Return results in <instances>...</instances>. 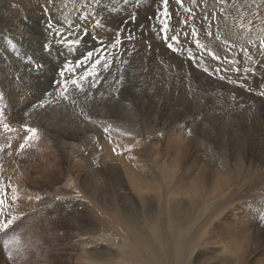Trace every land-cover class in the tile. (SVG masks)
Returning a JSON list of instances; mask_svg holds the SVG:
<instances>
[{"label": "rangeland", "instance_id": "rangeland-1", "mask_svg": "<svg viewBox=\"0 0 264 264\" xmlns=\"http://www.w3.org/2000/svg\"><path fill=\"white\" fill-rule=\"evenodd\" d=\"M95 1L90 0V3L92 6L102 4V14L95 18L89 10L80 11L82 17L87 16L83 22L64 17L58 8L53 10L55 1H52L54 4L45 6L51 14L41 13L46 24L52 27H41L31 20L28 9L17 15L22 17L20 26L0 24V66L5 69L0 70V199L4 200L0 205V264H123L125 261L130 264H264V96L260 94L264 91L260 87L264 85V46L258 42V38H264V0H232L229 18L233 16L231 22H236L238 29H244L241 38L235 37L238 41L233 39V42L229 40L227 31L230 28L222 17L224 14L218 15L224 12L220 9L226 1L197 0L194 5L192 0H183L184 7L173 6L167 18V34L178 36L180 44L176 53L165 52L166 42L160 31L165 19L162 0ZM169 3L176 2L169 0ZM189 6L193 7L192 13L185 11ZM183 11V16L189 14L184 16L186 20L182 19ZM206 14L209 16L207 21L204 19ZM248 20H252L251 23ZM75 23L78 28L69 29ZM160 23L161 29L157 27ZM172 25L175 31L171 33ZM120 26L128 29L134 26L138 32H125L124 35ZM39 27L44 28L47 37L51 35V40L55 37V50L49 45L42 46ZM1 28L20 29L26 34L2 35ZM93 28L96 31H92ZM206 29H211L221 50L218 48V51L207 38H202ZM193 30L197 35H192ZM98 33L104 37L110 35L107 38L111 40L106 43L103 37L97 43ZM117 37L122 45L113 49L110 46ZM247 39L253 41L251 46ZM87 44H92L93 61L104 53L112 59L116 52L129 61L130 65H123L119 58L116 60L117 65L126 69L124 82L117 85L112 77L106 80L101 77L98 88L102 91L93 90L92 93H98L91 97L78 94L79 107L57 102L52 100L53 97H48L52 100L50 106L34 108L38 101L33 99L32 108L29 107V92H38L41 97L45 90L56 91L55 82L61 77L58 74L65 71L66 75L70 72L73 75L75 72L70 70L68 63L57 62L61 54L84 61L86 69L90 67L92 60L85 61ZM241 46L245 50L242 51ZM143 47H147V51ZM125 49L133 55H123ZM253 51L258 52L256 57L252 56ZM151 52L163 53L156 59L159 62L154 67ZM72 58H68L69 63L73 62ZM227 60L230 65H226ZM97 71L101 70L98 68ZM112 71L116 73L117 70L114 67ZM144 74L147 77L144 78ZM135 94L148 101L142 110L138 107L142 100ZM19 96L23 97L21 101L17 99ZM195 97L199 99L196 106L200 108L186 107V102ZM232 97L238 102L234 108L237 112L240 110L233 114L237 131L235 127L228 126L227 130L223 127L222 112L229 111L219 110L216 104L222 102L226 106L229 104L227 99ZM51 106L53 110H50ZM131 106L135 108L131 109ZM84 112L90 118L86 119ZM100 112L104 113L101 122L110 118L107 134L105 130L94 131L91 125L101 123L97 120L101 118ZM152 112L157 121L149 119ZM135 115L141 117L135 118ZM200 116L203 118L198 119ZM35 118L41 123L40 128L30 124ZM26 127H34L37 132L29 134ZM186 128L188 131L184 132ZM212 129L218 135L213 134ZM208 131L212 137L205 135ZM103 132L109 135L110 142L107 147L97 146L98 153H95V145L100 143ZM29 135L32 138L26 143L25 138ZM21 143H25L22 151L19 150ZM253 149L259 150L258 157L252 154ZM105 151L110 158L101 157ZM68 200L71 206L65 213V201ZM13 217L15 219L7 229L2 227ZM233 223L235 226L231 229L229 226Z\"/></svg>", "mask_w": 264, "mask_h": 264}, {"label": "bare ground", "instance_id": "bare-ground-1", "mask_svg": "<svg viewBox=\"0 0 264 264\" xmlns=\"http://www.w3.org/2000/svg\"><path fill=\"white\" fill-rule=\"evenodd\" d=\"M52 1H55V4H54V8L52 7V9L54 10H57V8L58 9H60V10H62V14H63V16L64 17H74L78 22H83L86 18H87V16H84V17H82V14L81 13H79L80 11H87V10H89V14H91V17H95V18H97L98 16H100L101 14H102V4L100 5L99 3L96 5V6H92V3H90V0H52ZM97 1V0H96ZM95 1V2H96ZM121 1V0H120ZM134 1V0H133ZM149 1V0H148ZM156 1V0H155ZM154 1V2H155ZM215 1V0H214ZM224 1H226L224 4H223V8L222 9H220V10H223L224 12H222V13H219L218 15H222V14H224V15H222V17H223V19L225 20V23H227V25H228V27L230 28L229 29V31H227V32H229L228 33V35L230 36V38H229V40L230 41H232L233 42V39L234 40H236L235 39V37L237 38V37H239L241 34H242V32L244 31V29L243 30H240V29H238L237 28V26H236V22H234V23H232L231 21L232 20H230L231 19V17L233 18V16H231L230 18H229V13H231L232 12V6H231V3L233 4V1L232 0H224ZM100 2V1H99ZM150 2V1H149ZM149 2H148V4H149ZM47 3H49V0H0V24L1 25H12V24H22V22H21V19L20 18H22V17H18L17 15H19V13H21V11H24V10H26V9H28V17H30L31 18V20H34L36 23H38V25H41V27L42 26H44L45 28L46 27H49V25L48 24H46V21L43 19L44 18V16L43 15H41V13L43 12H45V11H43L44 10V8H45V6H47ZM52 3H50V4H52ZM88 3H90V4H88ZM101 3V2H100ZM120 3H122V2H120ZM145 3H146V1H145ZM201 3V2H200ZM209 3V2H208ZM207 3V4H208ZM216 3V2H215ZM214 3V4H215ZM221 3V2H220ZM229 3V4H228ZM49 4V5H50ZM132 4V3H131ZM138 4V3H137ZM206 4V3H205ZM209 4H211V3H209ZM239 4V3H238ZM121 5V4H120ZM146 5V4H145ZM144 5V6H145ZM152 5V4H151ZM193 5V4H192ZM195 5V4H194ZM193 5V6H194ZM235 5V4H234ZM52 5H50L49 7H51ZM131 6V5H130ZM143 6V5H142ZM173 6L175 7V8H177V6H179V5H177L176 3H169V5H168V9L169 10H171V9H173ZM187 6V5H186ZM213 6V5H212ZM211 6V7H212ZM238 6V5H237ZM236 6V7H237ZM264 6V5H263ZM83 7H84V9H83ZM133 7V6H132ZM138 7V6H137ZM140 7V6H139ZM148 7V6H147ZM196 7V6H195ZM221 6H219V8H220ZM240 7V6H239ZM136 8V7H135ZM188 8H190V9H193V7L192 6H189ZM197 8V7H196ZM206 8H207V6H206ZM131 9V8H130ZM145 9H147V8H145ZM182 9V8H181ZM204 9V8H203ZM211 8H209V10H210ZM213 9V8H212ZM239 9V8H238ZM141 10H143V11H145L146 12V10H144V9H141ZM148 10H150V9H148ZM219 10V9H218ZM236 10V9H235ZM264 10V9H263ZM117 11H119V10H117ZM202 11V10H201ZM211 11V10H210ZM209 11V12H210ZM49 12V14H51L50 13V11H48ZM129 12V11H128ZM136 12V11H135ZM144 12V13H145ZM193 12V11H192ZM195 12V11H194ZM196 12H197V10H196ZM207 12V11H206ZM215 12V11H214ZM213 11L211 12V13H214ZM60 13V14H61ZM84 13V12H83ZM119 13V12H118ZM147 13L149 14V12L147 11ZM151 13V12H150ZM188 13V12H187ZM201 13V12H200ZM240 13V12H239ZM245 13V12H244ZM243 13V14H244ZM26 14V13H25ZM56 14V13H55ZM60 14L58 15V14H56L57 16H60ZM131 14V13H130ZM132 14H133V12H132ZM132 14H131V16H132ZM146 14V13H145ZM183 14H184V11L182 12V14H181V16L183 17L182 19L183 20H186V19H184V16L186 15H184L183 16ZM215 14V13H214ZM235 14H237V12L235 13ZM264 14V13H263ZM21 15V14H20ZM53 16H55L54 14H52ZM88 15V14H87ZM134 15V14H133ZM143 16H144V14H142ZM147 15V14H146ZM145 15V16H146ZM189 14H187L186 16H188ZM197 15V14H196ZM213 15V14H212ZM216 15V14H215ZM218 15H216V16H218ZM238 15H240V14H238ZM237 15V16H238ZM47 16H48V13H47ZM46 16V17H47ZM131 16H129L130 18H131ZM148 16V15H147ZM199 16V15H198ZM204 16V15H203ZM214 16V15H213ZM256 16H258V15H256ZM103 17V16H102ZM127 17V16H126ZM149 17V16H148ZM200 17H202V16H200ZM240 17V16H239ZM245 17V16H244ZM264 17V16H263ZM26 18V17H25ZM48 18V17H47ZM50 18V17H49ZM60 18V17H59ZM187 18V17H186ZM198 18V17H197ZM235 18V17H234ZM241 18H243V17H241ZM51 19V18H50ZM50 19H48V20H50ZM61 19V18H60ZM59 19V20H60ZM82 19H84V20H82ZM119 19H122V18H119ZM125 19V18H124ZM144 19V18H143ZM179 19H181V17L179 18ZM246 19V18H245ZM250 19V18H249ZM53 20H56V19H53ZM58 20V19H57ZM62 20H63V18H62ZM75 20V21H76ZM94 20V19H93ZM96 20V19H95ZM116 20V19H115ZM131 20V19H130ZM150 20V19H149ZM182 20V21H183ZM187 20H189L188 18H187ZM193 20V19H192ZM196 20V19H195ZM200 20V19H199ZM238 20V19H237ZM24 21V20H23ZM74 21V22H75ZM101 21V20H100ZM190 21H191V19H190ZM235 21V20H234ZM239 21V20H238ZM248 21H250V20H248ZM252 21V20H251ZM251 21H250V23H251ZM253 21H254V19H253ZM256 21V20H255ZM254 21V22H255ZM50 22V21H49ZM94 22V21H93ZM101 22H103V20L101 21ZM125 22V21H124ZM136 22V21H135ZM140 22H141V20H140ZM145 22H148V20L147 21H145ZM223 22V21H222ZM241 22H243L242 20H241ZM100 23V22H99ZM186 23V22H185ZM207 23H209V22H207ZM248 23V22H247ZM249 23V24H250ZM255 23H257V22H255ZM63 24H64V22H63ZM95 24H97V20H96V23ZM109 24V23H108ZM118 24H120V23H118ZM128 24V23H127ZM131 24V23H130ZM136 24H137V22H136ZM150 23H148V25H149ZM202 24V23H201ZM218 24V23H217ZM220 24V23H219ZM218 24V25H219ZM1 25H0V27H1ZM26 25V24H25ZM62 25V24H61ZM79 25V24H78ZM99 25V24H98ZM97 25V26H98ZM105 25V24H104ZM121 25V24H120ZM124 25V24H123ZM208 25V24H207ZM216 25V24H215ZM222 25V24H221ZM220 25V26H221ZM223 25H225L224 23H223ZM242 25V24H241ZM245 25V24H244ZM252 25V24H251ZM258 25V24H257ZM256 25V26H257ZM18 26H20V25H18ZM96 26V25H95ZM101 26V25H100ZM106 26V25H105ZM111 26V25H110ZM113 26V25H112ZM122 26V25H121ZM120 26V27H121ZM126 26V25H125ZM128 26V25H127ZM135 26V25H134ZM132 27V29H128L129 27L131 28V26L129 25V27L128 28H122V30H124V35L126 34V33H132L133 31H135L136 29H135V27ZM140 26V25H139ZM142 26V25H141ZM140 26V27H141ZM173 26V30L171 31L170 30V32L172 33V32H174L175 31V28H174V25H172ZM243 26V25H242ZM249 26V25H248ZM253 26H254V24H253ZM253 26H251V27H253ZM255 26V27H256ZM262 26V25H261ZM52 27V26H51ZM68 27V26H67ZM82 27V26H81ZM84 27V26H83ZM99 27V26H98ZM104 27V26H103ZM114 27V26H113ZM117 27V26H116ZM119 27V26H118ZM143 27V26H142ZM155 27V26H154ZM157 27L159 28V29H161L162 28V23H160L159 25H157ZM208 27V26H207ZM223 27V26H222ZM227 27V26H226ZM10 28V27H9ZM27 28V27H26ZM31 27H29V29H30ZM76 28H78V26H76V23H75V25H72V26H70L69 27V29H76ZM90 28H92V27H90ZM95 29H97L96 27H94ZM93 28V29H94ZM100 28V27H99ZM156 28V27H155ZM177 28V27H176ZM184 28V27H183ZM224 28V27H223ZM248 28V29H247ZM246 29L247 30H249L250 29V27H247ZM2 29V28H1ZM11 29V28H10ZM25 29V28H24ZM28 29V28H27ZM28 29V30H29ZM61 29V28H60ZM83 29H85V31H86V28L84 27ZM88 29V28H87ZM92 29V31H96L95 29L93 30ZM140 29V28H139ZM150 29V28H149ZM180 29V28H179ZM186 29V28H185ZM47 30V29H46ZM97 30H100V29H97ZM107 30V29H106ZM120 30V29H119ZM121 30V31H122ZM158 30V29H157ZM191 29L189 28V31H190ZM199 30V29H198ZM254 30V29H253ZM256 30V29H255ZM39 31L41 32V35H42V37H43V39H42V37H41V43H42V46L43 45H49V47H50V49H53V50H55V48H56V45L57 44H55L54 43V40H53V38H55V37H53L52 38V40L50 39V37H51V35H49V37H47V32H45V30H44V28L42 29V28H40L39 27ZM55 31V30H54ZM137 32H138V30H136ZM140 31V30H139ZM154 31V30H153ZM156 31V30H155ZM181 31V30H180ZM186 31H187V29H186ZM222 31V30H221ZM226 31V30H225ZM250 31V30H249ZM25 32V31H24ZM23 31H21L20 29H12V30H5V29H2V35L3 34H5V33H7L8 35H11L12 36V34H18V33H23V34H26V33H24ZM36 32H38L37 30H36ZM40 32H38L39 33V35H40ZM77 32H79V30H77ZM104 33H106V31H103ZM126 32V33H125ZM159 32V31H158ZM247 32V31H246ZM32 33V32H31ZM51 33V32H50ZM57 33V32H56ZM135 33V32H134ZM145 33V32H144ZM156 34H157V32H155ZM183 33H184V31H183ZM209 33H211V35H209ZM248 33H250V32H248ZM248 33H246V34H248ZM251 33H253V32H251ZM250 33V34H251ZM52 34V33H51ZM55 34V33H54ZM57 34H59V33H57ZM92 34V33H91ZM96 34V33H95ZM136 34V33H135ZM185 34V33H184ZM217 34V33H216ZM6 35V34H5ZM28 35V34H27ZM35 35V34H34ZM87 35H90V34H87ZM98 35H99V33H98ZM107 35V34H106ZM112 35V34H111ZM137 35V34H136ZM135 35V36H136ZM138 35H139V33H138ZM159 35V34H158ZM17 36V35H16ZM24 36V35H23ZM31 36V35H30ZM29 36V37H30ZM55 36V35H54ZM100 37H99V39L98 40H96L95 39V41L98 43V42H100L99 40L101 39V41H102V38L104 37V36H102L101 34L99 35ZM110 35H108L107 37H109ZM113 36V35H112ZM133 36V35H132ZM171 36V35H170ZM248 35H246V37H247ZM10 37V36H9ZM18 37V36H17ZM26 37V36H25ZM28 37V36H27ZM28 37V38H29ZM107 37H104L105 38V42L106 43H108V40H111V38H107ZM191 37H192V35H191ZM226 37V36H225ZM16 38V37H15ZM31 38V37H30ZM36 38V37H35ZM37 38H38V36H37ZM36 38V39H37ZM89 38V37H88ZM115 38V37H114ZM202 38H207L206 40H208L209 42H211V43H213L214 45H216L217 43H216V41H215V39H214V37H213V35H212V31H211V29H206V30H204V32H202ZM239 38H241V37H239ZM261 38V37H260ZM7 39V38H6ZM39 39V38H38ZM90 39H91V36H90ZM89 39V40H90ZM243 39V38H242ZM241 39V40H242ZM245 39V38H244ZM33 40V39H32ZM59 39H57V41H58ZM83 40V39H82ZM81 40V41H82ZM129 40V39H128ZM201 40H203V39H201ZM240 40V39H239ZM240 40V41H241ZM249 39H247V41H248ZM93 42H94V40H92ZM199 41V40H198ZM236 41H238V39L236 40ZM27 42V41H26ZM75 42V41H74ZM89 42V41H88ZM92 42V43H93ZM109 42H111V41H109ZM152 42V41H151ZM193 42V41H192ZM196 42V41H195ZM194 42V43H195ZM200 42V41H199ZM235 42V41H234ZM25 43V42H24ZM40 43V42H39ZM113 43H114V41H113ZM203 43V42H202ZM247 43V42H246ZM94 44V43H93ZM104 44V43H103ZM125 44H127V43H125ZM145 44V43H144ZM152 44H155V43H152ZM180 44V43H179ZM210 44V43H209ZM237 44V43H236ZM25 45V44H24ZM91 45L92 44H87V46H86V48H87V51L88 52H91ZM110 45V44H109ZM129 45V44H128ZM191 45H194V44H191ZM208 45V44H207ZM213 45V46H214ZM250 45V44H249ZM257 45V44H256ZM259 45V44H258ZM75 46V45H74ZM100 46V45H99ZM135 46V45H134ZM142 46V45H141ZM159 46V45H158ZM180 46V45H179ZM188 46V45H187ZM196 46V45H195ZM206 46V45H205ZM212 46V45H211ZM210 46V47H211ZM217 46V45H216ZM251 46V45H250ZM260 46V45H259ZM108 47V46H107ZM111 47V46H110ZM128 47V46H127ZM238 47V46H237ZM248 47V46H247ZM255 47V46H254ZM81 48V47H80ZM144 48V47H143ZM146 48L147 47H145L144 49L146 50ZM218 48L220 49L221 48V45L220 44H218V46H217V50H218ZM249 48H251V47H249ZM39 49V48H38ZM74 49V48H73ZM108 49V48H107ZM110 49V48H109ZM114 49V48H113ZM152 49L154 50V48L152 47ZM156 49V48H155ZM163 49V48H162ZM162 49L160 50V51H162ZM189 49V48H188ZM238 49V48H237ZM257 49V48H256ZM7 50V49H6ZM111 50V49H110ZM109 50V51H110ZM158 50H159V48H158ZM168 49L166 48V50H165V52L167 51ZM192 50V49H191ZM202 50H204V51H208L207 49H202ZM215 50V49H214ZM221 50V49H220ZM232 50V49H231ZM253 50H254V48H253ZM40 51V50H39ZM74 51V50H73ZM86 51V50H85ZM84 51V52H85ZM95 50H93V52H94ZM97 51H98V49H97ZM111 51H114V50H111ZM140 51H142V50H140ZM147 51V50H146ZM171 51V50H170ZM200 51V50H199ZM219 51V50H218ZM237 51V50H236ZM250 51V50H249ZM96 52V51H95ZM121 52V51H120ZM157 52V51H156ZM198 52V51H197ZM251 52V51H250ZM254 52V51H253ZM39 53V52H38ZM112 53V52H111ZM152 53V52H151ZM161 53V52H160ZM195 53V52H194ZM204 53V52H203ZM222 53V52H221ZM226 53H228V52H226ZM238 53H239V51H238ZM241 53V52H240ZM258 53V52H257ZM257 53H255L254 52V54L252 55V56H257ZM72 54V53H71ZM74 54V53H73ZM76 54V53H75ZM85 54V53H84ZM150 54V53H149ZM163 54V53H162ZM162 54H158V53H152V58H150V60H152V63H153V67L159 62V60H156L159 56H161ZM167 54V53H166ZM190 54V53H189ZM201 54V53H200ZM209 54V53H208ZM207 54V55H208ZM232 54V53H231ZM245 54V53H244ZM263 54V53H262ZM15 55V54H14ZM20 55V54H19ZM60 55V54H59ZM77 55V54H76ZM87 55V54H86ZM187 55V54H186ZM207 55H206V57H207ZM210 55V54H209ZM239 55V54H238ZM237 55V56H238ZM264 55V54H263ZM60 56H62V58L60 57ZM59 57H57L58 59H57V62L58 63H60L61 62V60H62V65H64L65 63H68V65H70L71 66V68L72 69H70L71 71L74 69L75 70V72H76V74H80V75H82V73H83V71H85V69H86V67H84V65H83V67H79V68H77V66H76V61H77V59L75 60V59H73L72 57H70V55H68V54H66V53H63V54H61ZM72 56V55H71ZM93 56H95V55H93ZM96 56H97V54H96ZM175 56V55H174ZM196 56V55H195ZM200 56V55H199ZM255 56V57H256ZM15 57V56H14ZM78 57H80V56H78ZM85 57V56H84ZM162 57V56H161ZM242 57V56H241ZM243 57H244V55H243ZM264 57V56H263ZM43 58V57H42ZM68 58H72L73 59V62L72 63H69L68 62ZM75 58V57H74ZM77 58V57H76ZM83 58V57H82ZM97 58V57H96ZM199 58V57H198ZM201 58L202 57H200V59L199 60H201ZM223 58V57H222ZM246 58H247V55H246ZM93 59V58H92ZM91 59V60H92ZM171 59V58H170ZM174 59V58H173ZM176 59V58H175ZM225 59V58H224ZM244 59V58H243ZM248 59V58H247ZM6 60V59H5ZM172 60V59H171ZM198 60V61H199ZM208 60V59H207ZM211 60H212V58H211ZM210 60V61H211ZM252 60H253V58H252ZM257 60V59H256ZM93 61V60H92ZM168 61H170V60H168ZM175 61V60H174ZM214 61V60H213ZM249 61V60H248ZM3 62V61H2ZM21 62V61H20ZM37 62V61H36ZM91 62V61H90ZM134 62V61H133ZM185 62V61H184ZM218 63H220V65H222L223 66V63H221V61L219 62V61H217ZM224 62V61H223ZM22 63V62H21ZM186 63H187V61H186ZM236 63V62H235ZM247 63H249V62H247ZM3 64V63H2ZM12 64V63H11ZM10 64V65H11ZM37 64V63H36ZM42 64V63H41ZM44 64V63H43ZM178 64V63H177ZM200 64H202L201 62H200ZM213 64H214V62H213ZM237 65H238V62L236 63ZM241 64V63H240ZM252 64H253V62H252ZM68 65H66V66H68ZM87 65H89V64H87ZM130 65V64H129ZM131 65H132V63H131ZM137 65V64H136ZM179 65H181V64H179ZM216 65V64H215ZM226 65H230V61L229 60H227V63H226ZM233 65V64H232ZM3 66V65H2ZM7 66H9V65H7ZM46 66V65H45ZM69 66V67H70ZM186 66V65H185ZM198 66V65H197ZM249 66V65H248ZM1 67V66H0ZM11 67V66H10ZM216 67H218V66H216ZM234 67V66H233ZM247 67V66H246ZM251 67H252V65H251ZM258 67H259V65H258ZM262 67V66H261ZM18 68V67H17ZM32 68V67H31ZM46 68V67H45ZM89 68V67H88ZM149 68H151V67H149ZM221 68H223V67H221ZM231 68V67H230ZM256 68H257V66H256ZM11 69V68H10ZM13 69V68H12ZM20 69V68H19ZM51 69V68H50ZM58 69V68H57ZM198 69V68H197ZM220 69V68H219ZM241 69V68H240ZM254 69V68H253ZM0 70H5L3 67H1L0 68ZM8 70H9V68H8ZM7 70V71H8ZM55 70H56V68H55ZM67 70H69V69H67ZM73 70V71H74ZM101 70V69H100ZM152 70V69H151ZM199 70H200V68H199ZM216 70V69H215ZM224 70V69H223ZM18 71V70H17ZM22 71V70H21ZM135 71H137V70H135ZM263 71V70H262ZM26 72V71H25ZM74 72V73H75ZM204 72V71H203ZM212 72V71H211ZM221 72V71H220ZM224 72V71H223ZM229 72V71H228ZM11 73V72H10ZM16 73H18V72H16ZM30 73V72H29ZM67 73V72H66ZM71 73V72H70ZM70 73H68L69 75H70ZM74 73H72V74H74ZM136 73H139V72H136ZM140 73H141V71H140ZM172 73V72H171ZM210 73V72H209ZM233 73V72H232ZM22 74V73H21ZM150 74V73H149ZM175 74V73H174ZM235 74V73H234ZM263 74V73H262ZM59 75V74H58ZM107 74H105V76H106ZM10 76V75H9ZM33 76V75H32ZM257 76H258V74H257ZM256 76V77H257ZM7 77H8V75H7ZM28 77V76H27ZM102 77H104V76H102ZM131 77V76H130ZM133 77V76H132ZM135 77V76H134ZM144 78L145 77H147L145 74H144V76H143ZM244 77V76H243ZM260 77V76H259ZM261 77H262V75H261ZM4 78V80L3 81H5L7 78L4 76L3 77ZM49 78V77H48ZM135 78H137V77H135ZM134 78V79H135ZM215 78V77H214ZM253 78H254V76H253ZM263 78V77H262ZM128 79H129V77H128ZM133 79V78H132ZM133 79V80H134ZM147 79V78H146ZM220 79V78H219ZM247 79V78H246ZM257 79H258V77H257ZM260 79V78H259ZM29 80V79H28ZM59 80V79H58ZM60 80H61V77H60ZM104 80V79H103ZM102 80V81H103ZM106 80V79H105ZM2 81V80H1ZM2 81V82H3ZM30 81V80H29ZM245 81V80H244ZM249 81V80H248ZM251 81V80H250ZM40 82V81H39ZM49 82V81H48ZM105 83H106V81H104ZM111 82V81H110ZM127 82V81H126ZM125 82V83H126ZM138 82V81H137ZM180 82V81H179ZM240 82V81H239ZM30 83V82H29ZM227 83V82H226ZM233 83V82H232ZM252 83V82H251ZM47 84V83H46ZM50 84V83H49ZM51 84H53L52 82H51ZM50 84V85H51ZM102 84V83H101ZM112 84V83H111ZM150 84V83H149ZM174 84V83H173ZM176 84V83H175ZM175 84H174V86H175ZM255 84V83H254ZM257 84V83H256ZM5 85V84H4ZM28 85V84H27ZM32 85V84H31ZM45 85V84H44ZM48 85V84H47ZM49 85V86H50ZM114 85V84H113ZM130 85V84H129ZM154 85V84H153ZM193 85V84H192ZM30 86V85H29ZM48 86V87H49ZM87 86V85H86ZM100 86V85H99ZM173 86V87H174ZM17 87V86H16ZM45 87H46V85H45ZM54 87L56 88V86L54 85ZM106 87H107V85H106ZM106 87H103V88H106ZM109 87V86H108ZM194 87H196L195 85H194ZM243 87V86H242ZM8 88V87H7ZM39 88V87H38ZM37 87H36V89H38ZM41 88V87H40ZM97 88H98V86H97ZM100 88V87H99ZM97 89V91H99V90H101V89ZM113 88V87H112ZM138 88V87H137ZM142 88V87H141ZM154 88V87H153ZM176 88V87H175ZM24 89H26V88H24ZM109 88H107V90H108ZM147 89V88H146ZM32 90V89H31ZM53 90H54V88H53ZM95 90V89H94ZM104 90V89H103ZM123 90V89H122ZM151 90V89H150ZM10 91V90H9ZM23 91V90H22ZM27 91V90H26ZM93 91V90H92ZM96 91V90H95ZM102 91V90H101ZM134 91V90H133ZM249 91V90H248ZM261 91V90H260ZM14 92H15V90H14ZM20 92V91H19ZM25 92V91H24ZM42 92H43V90H42ZM104 92H107V91H105L104 90ZM124 92V91H123ZM250 92H251V90H250ZM21 94H22V92H20ZM96 93H98V92H95V94L94 95H96L97 96V94ZM145 93H148V92H145ZM92 94V95H93ZM194 94H195V92H194ZM247 94V93H246ZM250 94V93H249ZM254 94H256V93H254ZM11 95V94H10ZM13 95V94H12ZM17 95V94H16ZM20 95V94H19ZM29 95H30V102L28 103V106L29 107H31V105H32V100L33 99H37L36 101H38V98H39V95L40 94H38V92H33V91H31V92H29ZM131 95V94H130ZM138 98H140L141 100H142V102L141 101H139L138 102V107L142 110V106L143 105H145V104H147L148 103V101L144 98V97H141V96H139V95H137V94H135ZM209 95V94H208ZM83 96V95H82ZM119 96V95H118ZM197 96V95H196ZM210 96V95H209ZM212 96H214V95H212ZM222 96V95H221ZM22 97V96H21ZM21 97L19 96V97H17V99L18 100H20L21 101ZM27 97V96H26ZM124 97V96H123ZM128 97V96H127ZM208 97V96H207ZM219 97V96H218ZM23 98V97H22ZM121 98V97H120ZM198 98V97H197ZM209 98V97H208ZM215 98H216V96H215ZM215 98H214V100H215ZM220 98V97H219ZM219 98H217V99H219ZM256 98V97H255ZM14 99V98H13ZM113 99V98H112ZM121 99H123V98H121ZM26 100V99H25ZM52 100H54V98L52 99ZM173 100V99H172ZM198 100L199 99H196V97L193 99V100H191V101H189V102H186V103H188L187 104V106L186 107H188V106H192V107H194V108H196V109H199L200 107H197L196 106V104L198 103ZM203 100V99H202ZM211 100V99H210ZM13 101V100H12ZM123 101H125V99H123ZM217 101H219V100H217ZM227 101H228V105H226V106H224L223 104H222V102L221 103H216L217 104V106L219 107V110L220 109H226V110H228L229 112H230V116H229V112H222V114H223V116H222V122H223V127L227 130V127L228 126H230V128L231 127H235L236 128V126L234 125V116H233V114H238V112L240 113V110L237 112V110H236V108H234L235 106H236V104H238V102H236V101H233V97H232V99L231 98H229V99H227ZM27 102V101H26ZM115 102V101H114ZM209 102V101H208ZM236 102V103H235ZM214 103V102H213ZM18 104V103H17ZM215 104V103H214ZM53 105V104H52ZM93 105V104H92ZM177 105V104H176ZM183 105V104H182ZM245 105V104H244ZM23 106H24V104H23ZM27 106V107H28ZM48 106H50V105H48ZM246 106V105H245ZM250 106V105H249ZM54 107V106H53ZM150 107V106H149ZM183 107H185V106H183ZM32 108V107H31ZM35 108V107H34ZM47 108V107H46ZM45 108V109H46ZM55 108V107H54ZM56 108H58L57 106H56ZM132 108H135V107H132L131 106V109ZM193 108V109H194ZM240 108V107H239ZM15 109H17V108H15ZM21 109V108H20ZM48 110H49V107L47 108ZM52 109V106H51V108H50V110ZM193 109H191V110H193ZM244 109H245V107H244ZM53 110V109H52ZM57 110H60V107L57 109ZM61 110H63V109H61ZM71 111H72V109H70ZM69 110V111H70ZM75 110V109H74ZM232 110H234V112H237V113H233V112H231ZM30 111V110H29ZM32 111V110H31ZM44 111V110H43ZM64 111V110H63ZM63 111H62V114H63ZM68 111V112H69ZM71 111L67 114L68 115V117H69V114H71ZM175 111H177V109L175 110ZM184 112L186 111V110H183ZM242 111V110H241ZM247 111V110H246ZM250 111V110H249ZM33 112H35V110L33 111ZM37 112V111H36ZM52 112V111H51ZM58 112V111H57ZM75 112V111H74ZM136 112V111H135ZM244 112V111H243ZM48 113V112H47ZM50 113V112H49ZM48 113V114H49ZM60 113V112H59ZM72 113H73V111H72ZM150 113V112H149ZM177 113V112H176ZM179 113V112H178ZM38 114V113H37ZM45 114H46V111H45ZM52 114V113H51ZM50 114V115H51ZM75 114V113H74ZM73 114V115H74ZM100 114H101V118H98L97 120H101L102 119V117H104V116H102V114H104V113H102V112H100ZM136 114H138V113H136ZM153 114V115H152ZM182 114V113H181ZM41 115V114H40ZM40 115L39 116H37V118L38 117H40ZM44 115V114H43ZM81 115V114H80ZM131 115H133V113L131 114ZM139 115V114H138ZM169 115V114H168ZM232 115V116H231ZM34 116V115H33ZM52 116H53V114H52ZM54 116H55V114H54ZM57 116H59V115H57ZM79 116V115H78ZM170 116V115H169ZM183 116V115H182ZM43 117V116H42ZM41 117V118H42ZM44 117L46 118L47 117V115H44ZM64 117V116H63ZM70 117L72 118L73 116H71L70 115ZM80 117V116H79ZM86 117V116H85ZM141 116H137V115H135V118H140ZM158 117V116H157ZM187 117V116H186ZM34 118V117H33ZM44 118V119H45ZM50 118V117H49ZM56 119L58 118V117H55ZM65 118V117H64ZM67 118V117H66ZM73 118H75V117H73ZM72 118V119H73ZM87 118H90V117H86V119ZM109 118V117H108ZM163 118V117H162ZM171 118V117H170ZM189 118H191V116L189 117ZM200 118H203V117H199L198 119H200ZM36 119V118H35ZM33 119L32 120V122L30 123V124H32L33 126L34 125H40L41 123H39V121L36 119ZM47 119H48V117H47ZM61 119V118H60ZM70 119V118H69ZM68 119V120H69ZM72 119H70V120H72ZM78 119V118H77ZM84 119V118H83ZM82 119V120H83ZM86 119H85V122H86ZM106 119V118H105ZM130 119H133L132 117L130 118ZM149 119L151 120H155L156 119V121H157V118H155V114H154V112H152L150 115H149ZM172 119V118H171ZM188 119V118H187ZM197 119V120H198ZM43 120V119H42ZM52 120H54V118L52 119ZM102 120H104V119H102ZM181 120V119H180ZM184 120V119H183ZM188 120H190L191 121V119H188ZM192 120H194V119H192ZM55 121V120H54ZM81 121V120H80ZM110 121V118L109 119H106L104 122H101L100 124H97V125H99V126H97V125H95L94 126V124H91L92 126H93V129H94V131H98V130H105V128H107V129H109L108 128V126H110L109 125V122ZM166 121V120H165ZM196 121V120H195ZM41 122V121H40ZM45 122V121H44ZM50 122V121H49ZM62 122V121H61ZM82 123L84 122V120L83 121H81ZM47 123H48V120H47ZM57 122H55V124H56ZM153 123V122H152ZM172 123V122H171ZM42 124H43V122H42ZM45 124V123H44ZM50 124H52L51 122H50ZM61 124V123H60ZM64 124H66V122L64 123ZM68 124V123H67ZM87 124H88V122H87ZM159 124V123H158ZM181 124V123H180ZM201 124V123H200ZM54 125V124H53ZM58 125V124H57ZM138 125V124H137ZM151 125V124H150ZM166 125V124H165ZM186 125H187V123H186ZM31 126V125H30ZM36 126V127H37ZM46 126V125H45ZM44 125H43V127H45ZM47 126H48V124H47ZM60 126H62V125H60ZM140 126V125H139ZM189 126V125H188ZM39 128H40V126H38ZM37 127V128H38ZM51 127V126H50ZM54 127H56L55 125H54ZM88 127H90V126H88ZM186 127V126H185ZM197 127H199V126H197ZM202 127V126H201ZM42 128V127H41ZM46 128V127H45ZM52 128V127H51ZM139 128V127H138ZM167 128V127H166ZM48 129V128H47ZM149 129V128H148ZM188 128H186V129H184L183 131L184 132H186V131H188L187 130ZM231 129H233V128H231ZM14 130V129H13ZM44 129H42V131H43ZM50 130V129H49ZM110 130V129H109ZM109 130H108V132H109ZM9 131V130H8ZM46 131V130H45ZM113 131V130H112ZM210 131H212L213 132V134H216L217 132L214 130L213 131V129L212 130H210ZM236 131H237V128H236ZM11 132V131H10ZM104 132H106V131H104ZM103 132V136H102V139H101V141H100V143L98 144V145H95V147H97V146H102V145H104V146H108V144H109V139H111V138H107V137H109V135H106L107 134V132H106V134ZM46 133V132H45ZM51 133V132H50ZM101 133V132H100ZM8 134V133H7ZM47 134H49V133H47ZM59 134V133H58ZM60 134H61V132H60ZM57 135V134H56ZM181 135V134H180ZM183 135V134H182ZM205 135H207V136H210L209 135V131L208 132H205ZM216 135H218V133L216 134ZM215 135V136H216ZM185 136V135H184ZM214 136V137H215ZM126 137V136H125ZM210 137H212V136H210ZM98 138H100V137H98ZM115 138V137H114ZM113 138V139H114ZM179 139V138H178ZM182 139H184V137H182ZM200 139V138H199ZM100 140V139H99ZM119 140V139H118ZM138 140V139H137ZM96 141V140H95ZM181 141V140H180ZM121 144H123L121 141H119ZM116 142H114V144H115ZM127 143V142H126ZM134 143V142H133ZM179 143H181V142H179ZM178 143V144H179ZM119 145V144H118ZM103 146V147H104ZM106 146V147H107ZM115 146H117V145H115ZM153 147V146H152ZM181 148V147H180ZM98 147L96 148V149H94L95 150V153L97 152L98 153ZM106 150V149H105ZM199 150V149H198ZM202 151H204V150H202ZM259 150L257 149H253L252 150V154H254V155H256L257 157H258V154H259V152H258ZM99 152H103V150H99ZM112 152H113V150H112ZM244 155H245V149H243V152H242ZM256 153V154H255ZM101 155V157H104V158H110V154H106V151H105V153H103V154H100ZM125 155V154H124ZM243 155V157H246V156H244ZM263 155V157H264V154H262ZM106 156V157H105ZM115 156V155H114ZM119 156V155H118ZM129 156V155H128ZM133 157V156H132ZM112 159H114V158H112ZM116 159V158H115ZM177 159V155H175V158H173V160L175 161ZM199 159V158H198ZM203 159V158H202ZM261 159V158H260ZM100 160V159H99ZM252 161V160H251ZM202 162V161H201ZM172 163V162H171ZM145 164V163H144ZM174 164V163H173ZM143 165V164H142ZM141 166V165H140ZM170 166H171V164H170ZM142 168H143V166H141ZM140 167V168H141ZM167 169H169V168H167ZM172 169V168H171ZM170 170V169H169ZM204 170V169H203ZM96 171V170H95ZM141 173V172H140ZM145 174V173H144ZM98 177V176H97ZM101 180V179H100ZM214 187V186H213ZM138 206V205H137ZM260 211V210H259ZM235 226V223H233L232 225H230L229 227L232 229L233 227ZM254 227V226H253ZM231 237V236H230ZM234 241V240H233ZM48 260V259H47ZM46 261V260H45ZM47 263V262H46ZM125 263H128V264H130L128 261H125L123 264H125Z\"/></svg>", "mask_w": 264, "mask_h": 264}, {"label": "snow or ice", "instance_id": "snow-or-ice-1", "mask_svg": "<svg viewBox=\"0 0 264 264\" xmlns=\"http://www.w3.org/2000/svg\"><path fill=\"white\" fill-rule=\"evenodd\" d=\"M52 0H49V3H51ZM176 4L184 7L183 0H175ZM193 4L197 3V0H192ZM163 4V17L165 18L163 20V28L160 30L163 33V40L166 42V48L168 50H171L173 53H176L179 49L177 45L179 44L178 36H168L169 31V25L167 23V18H169L170 13L168 9L169 0H162ZM50 9L47 7L44 8L45 12H48ZM185 11L192 13V9L185 8ZM205 21L209 20V16L206 14L204 17ZM186 22V21H185ZM51 27V25H49ZM192 35H197L195 30H193ZM211 35V33H209ZM131 39V37H129ZM218 39V38H217ZM77 43L79 41H76ZM258 42L261 46H264V38H258ZM197 43H199L197 41ZM248 43L251 44L253 41L251 39L248 40ZM122 45V41L117 37L112 43L111 47L114 49L120 48ZM149 49H151V45L148 46ZM241 50H245L243 46H241ZM123 55L132 56L133 52L128 51L125 49V52ZM93 56L92 52H88L87 56L85 57V61L91 60ZM117 58L120 59V63L123 65H128L129 61L123 59V56L121 53L116 52L112 55V59H108V54L104 53L100 56H98L94 61L90 63V67L87 68L82 75L80 74H73V75H66L65 71H61L59 75L63 78L62 80L56 81V91L49 92L45 90L44 95L38 98V103L34 105L36 108H44L46 105L51 104L52 100H49L48 97H53L57 102H65L69 105H74L79 107V100H78V94H83L86 97L92 96V90L97 89L98 84L101 82V77L104 76L106 73L107 76H104L105 79L108 77H112V79L115 81L117 85H120L125 80V74L126 69L121 68L119 65H117L116 60ZM219 58V57H217ZM84 61H76L77 67H83ZM28 67H31V65H28ZM116 68V73H113L112 69ZM101 69V71H97V69ZM39 70V69H36ZM87 85V87H86ZM260 87L264 88V85H261ZM119 90V89H118ZM262 96H264V91H261L260 93ZM101 96H103V93H100ZM2 98V97H0ZM84 110L81 109V112ZM84 115L87 117V113L84 112ZM26 131L29 134H35L37 132V129L34 127H26ZM105 131L107 132L108 129L105 128ZM191 134V131L189 132ZM32 135H29L25 138V142L31 140ZM25 149V143H21L19 146V150ZM114 150V149H113ZM4 204V200L0 199V205ZM15 217L7 220L5 223H3L2 227L7 229L13 222Z\"/></svg>", "mask_w": 264, "mask_h": 264}, {"label": "crops", "instance_id": "crops-1", "mask_svg": "<svg viewBox=\"0 0 264 264\" xmlns=\"http://www.w3.org/2000/svg\"><path fill=\"white\" fill-rule=\"evenodd\" d=\"M77 199V198H76ZM78 200V199H77ZM66 202V203H65ZM64 203H65V208H66V210H65V213L68 211V209H69V207L71 206V204H70V202H69V200L68 201H65ZM64 203L62 204V205H64ZM77 214H80V213H77ZM86 221H88V220H86ZM85 221V222H86ZM127 242V241H126Z\"/></svg>", "mask_w": 264, "mask_h": 264}]
</instances>
